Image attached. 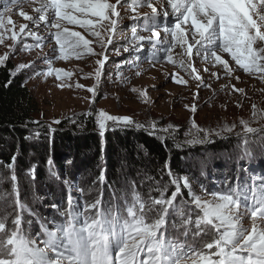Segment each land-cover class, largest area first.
Wrapping results in <instances>:
<instances>
[{"label": "snow or ice", "instance_id": "6c2138e0", "mask_svg": "<svg viewBox=\"0 0 264 264\" xmlns=\"http://www.w3.org/2000/svg\"><path fill=\"white\" fill-rule=\"evenodd\" d=\"M24 5L30 7L34 14L25 11ZM144 7L150 12L141 14L139 9ZM17 8L26 23L17 25L12 19L10 14ZM122 10L134 13L128 17L133 22L129 26L130 36L121 24L124 19ZM162 17H173L174 22L162 25ZM138 21H142L141 30L148 35L138 32ZM67 25L78 26L94 40ZM42 30L48 35H41ZM25 38L34 42L25 43ZM114 38L122 39L126 44L114 47L112 54H129L128 58L114 62L122 85H130L131 82L121 68L124 65L129 69L139 68L136 54L143 50L147 41L152 49L163 53L165 60L185 68L198 82V89L211 88V84L192 63L194 56L210 66L203 71L208 72L211 78L220 80L222 71L229 82L222 84L220 91L238 93L246 98L245 89L232 81H239L243 74H247L249 78L256 77L264 82V0H159L158 3L154 0H7L4 11L0 12V45L7 49L0 54V66L7 67L16 54L38 50L31 61L9 69L10 79L5 87L25 72L29 74L21 86L28 80L46 79L53 75L61 81L57 87L71 86L67 81L73 72L55 69L53 61L98 57L94 71L84 74V78H93L95 83L86 88L91 94L90 107L81 115L94 120L102 138V154L106 148L103 142L106 132L126 129L144 131L161 142L170 140L177 149L210 144L216 138L234 134L238 138L237 162L254 159L256 148L264 153V136L254 141L249 135L264 133V109L256 104L251 105V120L241 118L238 123L218 124L217 128L197 124V103L184 105L193 118L180 142H177L179 129L172 123L164 125L156 120L140 123L127 115H113L96 109L102 77L112 75L106 65L109 63V45H114ZM46 41L51 44L49 52L43 50L47 46ZM94 43L101 51L94 50ZM177 47L180 49L178 61L172 55ZM160 59L154 53L150 58L152 66ZM38 61L46 67L40 68ZM210 68L216 71H210ZM135 75L139 77L141 71H136ZM171 80L179 85L188 83L176 75ZM74 87L83 89L85 86L76 83ZM128 91L145 104L151 101L148 89L130 86ZM69 119L74 125L83 127L78 123L79 117ZM28 123L39 122H26V128ZM61 123L59 119L53 121L56 125ZM252 123L261 126L258 129L251 126ZM238 127L242 132L236 131ZM47 130L50 134L56 131L51 124L47 125ZM39 135L37 131L25 139ZM17 160L18 156L13 154L7 164V168L12 170L11 192L5 195L0 189V264H264V176L252 175L242 182L234 181L237 187H229L225 191L208 193L202 189V194H197L190 179L175 175L170 163L166 162L164 168L170 184L174 186L170 197L165 196L168 184L158 186L159 198H151L150 195L142 198L128 184L124 195L119 198L123 201L122 206L102 207L101 192L94 202L80 210L69 195L65 211H60L55 204L51 206L61 216L60 221L44 217L35 220L41 231L33 238L30 229L34 220L24 219V215H31L32 210L21 201L15 183L18 179L14 172ZM47 163L52 165L53 161L49 159ZM31 174L34 176L35 166ZM98 181L101 184L107 182L106 169L100 171ZM5 182L6 177L0 175V184ZM182 189L187 190V198L176 203L177 198L183 196ZM249 199L251 205L247 203ZM117 208L119 214H116ZM246 218H250V228L245 227ZM193 224L194 228L190 227ZM169 228L173 230L171 238ZM189 239L192 243L188 242Z\"/></svg>", "mask_w": 264, "mask_h": 264}, {"label": "rangeland", "instance_id": "374dc122", "mask_svg": "<svg viewBox=\"0 0 264 264\" xmlns=\"http://www.w3.org/2000/svg\"><path fill=\"white\" fill-rule=\"evenodd\" d=\"M111 2H115V0H111ZM154 2L158 3L159 0H154ZM6 3L7 0H0V12L4 11ZM23 7L29 14H34L32 9L27 5H24ZM139 12L141 14L148 13L150 12V9L147 7L140 8ZM18 13L19 8L10 14L16 24L19 25L21 23H26ZM122 15L124 16V19L121 21V24L130 36L129 26L132 25L133 22L128 17L134 15V13L130 10H122ZM173 22V17L167 19L163 17L161 18L162 25L164 23L171 24ZM136 23L138 32H140V34L148 35L147 32L141 30L140 25L142 24V21ZM67 27L71 30L80 31L86 36V38L94 40V38L88 36L87 33L78 26L67 25ZM40 34L43 36L48 35V33L43 30ZM33 42L34 41L31 38H25V43L30 44ZM46 44L47 46L44 47L43 50L44 52H49L51 44L47 41ZM125 44L126 42L124 40H116L114 38V45H109V52L107 53L109 55V63L106 65V68L112 72V75L106 78L102 77L103 83L96 98V109H103L113 115H127L140 123L149 120H156L164 125L172 123L174 127L179 129V139L177 142L184 139L183 133L187 130L190 121L193 118L190 110L186 109L184 105L191 106L193 103L198 104V113L196 114L195 119L199 126L205 128L209 126L217 128L218 124L223 125L225 123L231 125L234 122L238 123L241 118L251 120L252 104H256L258 108L264 109V82L260 81L258 78H249L247 74H243L241 80L232 81L237 87L245 89L247 94L246 98L241 97L238 93L231 94L228 91H220L221 85L229 82L223 77L222 71L219 73L221 75L220 80L211 78L208 72L203 71L206 67L210 66L200 57L194 56L192 63L199 68L200 74L209 84H211V88L198 89V82L192 78L185 68L181 67L179 63L173 64L165 60L163 58V53L152 49L147 41L144 42L143 50L136 54L139 57V60L137 61L139 68L133 67L129 69L127 65H124L121 68L123 75L128 77L131 82L130 85H122L118 81L114 62H120L128 58L129 54L122 53L121 56H115L112 53L114 47H121ZM93 47L96 52L101 51L99 46L95 43L93 44ZM5 51H7V49L3 45H0V54H3ZM37 51L38 50L34 49L32 52H24L14 55L11 59L14 67L19 63L29 62L34 59ZM179 52L180 49L177 47L172 53L174 59L177 61L180 58L178 55ZM154 53L160 56L161 59L159 62H156L153 67L150 58ZM97 58L98 57L96 56L90 58L85 56L83 59L79 60L72 57L68 61H53L52 66L55 69L73 72L72 78L67 81L68 85L71 86L57 87L61 81L56 80L55 75L47 77L46 79L43 77L34 78L25 83L36 103V110L32 115L33 121L39 122L38 124L32 123L34 128L33 130H30L29 135L39 131L40 133H47L50 136V133L47 130V125L51 124L52 127L56 129L55 132H59L61 131V125H65L68 128L74 126L69 118L77 119V117H79L78 123L84 124L83 122H85L89 124V122H92L94 125V132L100 136L94 120L85 119L81 115L90 107L89 101L91 94L86 91V88L91 87L95 83L93 78H84V74L94 71L95 60ZM185 62L187 63V57H185ZM38 65L40 68L46 67L39 61ZM136 71H141L139 77L135 75ZM210 71H216V69L210 68ZM28 74L29 73L26 72L21 73L24 79ZM173 75L184 78L188 83L185 85L176 84L171 80ZM76 83L83 84L85 87L83 89H77L74 87ZM130 86L148 89V94L151 97L150 103L145 104L138 100L128 91ZM86 97L89 99H85ZM57 119L61 120L62 123L59 125L53 124V121ZM251 126L259 129L261 124L252 123ZM43 128L46 130H41ZM76 128L79 127L77 126ZM236 131L242 132V129L238 127ZM76 133H78L77 135L82 134L81 131H76ZM249 135L251 140L258 141L260 137L264 136V133L258 132L255 135ZM39 141L38 137L35 136L28 140V142H32V144L38 148V151L43 152L44 144ZM239 143L242 144V141H239ZM237 144L238 138L232 134L224 138H216L210 144L192 145L179 149L185 157V159L183 157L181 160V165L185 166L186 170L189 172L187 177L190 179L192 187L197 194H202V189L206 190L208 193L212 191H225L227 188L226 185L235 184L234 181L239 180L242 182L248 176L252 175L256 177L264 176V153L260 152L259 149L253 145V147L256 148L255 158L252 160L244 159L237 162ZM48 160L49 159L45 160L44 157L42 161L40 156H35L30 160L31 162L27 164V168H25L22 173H18L17 170L14 169L17 178L22 180V185H19L18 179L15 182L18 187L19 197L21 201L26 203L32 210V214L29 215L26 213L24 219L34 220L30 229V234L33 238H35L41 231L35 220L40 217L55 219L56 221L61 220V216L51 206L55 204L59 207L60 211H65L68 208V199L65 200V194H67V192L73 197L74 204L80 210H82L83 206L88 203L94 202V200L100 196L101 192L103 193L102 200L104 201L102 207H116L117 205H120L119 200H115L113 203L110 202L99 181L93 184L88 183L90 181H86V176L82 177L78 172H70V164L68 162H64L63 167H65V172L61 173V170H59L60 173L58 174H60V176L58 177L56 173L57 170L50 169L54 167L48 165ZM205 160L207 161L206 165ZM44 162L45 164H43ZM33 166H35L34 176L31 174ZM39 172H41L42 175ZM11 174L12 170L4 172L3 176L6 177V182L0 184V189L4 190L5 195L12 190L13 184L10 181ZM86 174L87 176L91 175L89 172ZM93 176L94 174L91 175L92 178ZM65 181L67 183H65ZM125 182L126 179L121 178V183L123 184ZM248 183L250 184L251 181H248ZM150 184L151 183H147L145 186L142 184L139 185V187L141 186L144 190L148 191V193L142 198H147L149 195L151 198H159L158 186H160V184H156L153 189L149 187ZM172 191H174V186L170 184L165 192V196L170 197ZM121 192L122 191H120L118 195H120ZM111 193L115 192L111 191L109 193L110 198H112ZM182 193L183 196L178 197L176 203L181 199L187 198V190L182 189ZM248 204L251 205V203ZM189 206L194 207L191 205ZM117 210L119 214V209L117 208ZM11 211L12 209L9 207V212ZM10 220L11 217H9V223ZM176 222L177 224L179 223L178 220ZM190 227L194 228V224ZM245 227H251L250 218H246ZM172 231L173 230L169 228L168 234L170 238ZM197 239L199 240V238ZM205 239L211 238L206 237ZM181 241H183V237H181ZM188 242L192 243L191 239H189Z\"/></svg>", "mask_w": 264, "mask_h": 264}, {"label": "trees", "instance_id": "16d2710c", "mask_svg": "<svg viewBox=\"0 0 264 264\" xmlns=\"http://www.w3.org/2000/svg\"><path fill=\"white\" fill-rule=\"evenodd\" d=\"M12 68L14 65L11 60L7 67L0 66V175L3 176L4 172L9 170L7 164L11 162L13 154L18 156L14 168L18 173H22L35 156H40L42 161L44 157L45 160L51 159L54 168L50 169L57 170L58 177L59 170L61 173L65 172L64 162H68L70 172H78L82 177L86 176V181L92 184L98 182L100 171L106 169L107 182L101 184L102 189L110 202L119 200L121 206L123 201L119 198L124 195L128 184H131L141 197H144L148 191L139 187L140 184L145 186L151 183L149 185L151 189L156 184L170 186V177L167 175V169L164 168L166 162L170 163L175 175H189L186 167L181 165L184 154L172 141L161 142L137 129L106 132L103 138L106 148L102 154V138L94 132L92 122L89 124L83 122V127L79 128H76V125L72 128L61 125V131L54 132L50 136L39 132V142L44 145L42 144L43 152L38 151L32 142L25 139L34 128L32 123H28L26 128L25 123L33 121L32 115L36 110V103L25 83L21 86L25 80L21 74L10 86L5 87V83L10 79L9 69ZM76 131H81L82 134L77 135ZM87 172L94 174L93 178L91 175L87 176ZM121 178H125L126 182L122 184ZM18 180L19 185H22V180ZM226 187V190L229 187L235 188L237 184H228ZM111 191L115 192L111 193L112 198L109 196ZM120 191L122 192L118 195ZM248 195L251 196V193ZM68 196L69 192L65 194V200ZM247 203H252L251 199Z\"/></svg>", "mask_w": 264, "mask_h": 264}]
</instances>
